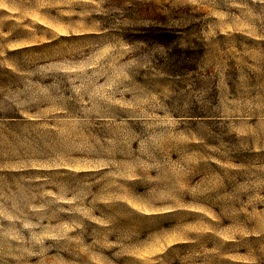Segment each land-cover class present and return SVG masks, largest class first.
Here are the masks:
<instances>
[{
  "label": "rangeland",
  "instance_id": "obj_1",
  "mask_svg": "<svg viewBox=\"0 0 264 264\" xmlns=\"http://www.w3.org/2000/svg\"><path fill=\"white\" fill-rule=\"evenodd\" d=\"M0 264H264V0H0Z\"/></svg>",
  "mask_w": 264,
  "mask_h": 264
}]
</instances>
